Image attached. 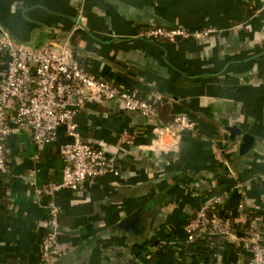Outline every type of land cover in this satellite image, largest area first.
Listing matches in <instances>:
<instances>
[{"label":"crops","instance_id":"0c3cea01","mask_svg":"<svg viewBox=\"0 0 264 264\" xmlns=\"http://www.w3.org/2000/svg\"><path fill=\"white\" fill-rule=\"evenodd\" d=\"M0 26L37 45L76 30L74 48L92 72L157 105L145 123L110 102H89L75 115L81 139L115 154L120 173L57 193L62 254L52 264H245L237 237L247 217L237 214L233 235L212 237L213 254L191 253L184 226L215 194H225L221 211L246 196L247 209L264 220V0H0ZM153 26L189 35L156 38L147 33ZM178 114L191 117L195 129L173 150H145L161 123ZM230 126L255 137L249 153L239 152L241 136ZM73 140L64 127L41 149L29 131L9 136L0 264H45L49 218L29 180H60L61 149ZM139 208V226L123 225Z\"/></svg>","mask_w":264,"mask_h":264},{"label":"built area","instance_id":"2783aa9c","mask_svg":"<svg viewBox=\"0 0 264 264\" xmlns=\"http://www.w3.org/2000/svg\"><path fill=\"white\" fill-rule=\"evenodd\" d=\"M147 33L170 39L189 35L183 29L161 26L150 27ZM74 34L76 30L36 47L4 31L0 33V171L10 172L8 138L12 133L29 131L40 149L56 140L60 127L74 138L61 149L64 167L60 180L50 179L40 184L35 177L29 180L35 198L44 202L49 218L50 230L41 239L40 258L45 264H52L62 254L58 245L62 231L61 208L55 200L57 193L62 189L78 190L89 180L120 173L115 154L81 139L75 115L85 110L89 102L113 100L148 120L157 115L155 100L143 98L135 89L92 72L74 48ZM194 129L195 123L187 114L175 115L172 120L161 123L158 136L144 145V149L157 154L173 150L178 147L181 136ZM227 167L232 173L228 163ZM30 172L35 176L37 170L32 168ZM224 195L215 194L197 209L184 226V241L189 244L206 237L213 240L214 235L231 236L235 233V218L242 214L248 221L237 238L248 255L245 264H264L260 217L247 209L246 196L235 207L221 211ZM135 264L145 262L138 258ZM187 264L202 262L196 259Z\"/></svg>","mask_w":264,"mask_h":264},{"label":"water","instance_id":"95a60500","mask_svg":"<svg viewBox=\"0 0 264 264\" xmlns=\"http://www.w3.org/2000/svg\"><path fill=\"white\" fill-rule=\"evenodd\" d=\"M79 24L81 25L82 22H79ZM3 31L8 33L10 36H12L7 30H5L4 28L0 26V33H2ZM30 44H33V43H30ZM33 45L36 47L41 46L37 44H33ZM111 106L115 109H119L120 104L117 101L113 100L111 101ZM121 112H126L128 115L133 117L134 120L138 123H145L148 121V119L144 117L142 114H140L139 112L128 111L126 109H122ZM228 129L231 132L232 136H236V135L241 136V142L239 146V152L241 154H247L255 147V144H256L255 137L252 134L248 132L243 133L242 130L238 126H230L228 127ZM142 214H143V209L141 208L137 209L135 212L130 214V216L125 219V221H123V225H125V223L126 224L130 223L133 227L134 226L138 227L140 224L139 221H140Z\"/></svg>","mask_w":264,"mask_h":264},{"label":"trees","instance_id":"16d2710c","mask_svg":"<svg viewBox=\"0 0 264 264\" xmlns=\"http://www.w3.org/2000/svg\"><path fill=\"white\" fill-rule=\"evenodd\" d=\"M10 167H11V164H10ZM1 171H0V175H1ZM254 216V214H252ZM257 216V215H255ZM259 222H260V226L262 228V224L264 222L263 218H260L259 219ZM63 228H61V231H62ZM212 243H214V240L212 239H209L208 237H206L205 239L203 240H199V241H196V242H193V243H190L189 246H188V250L193 253L194 255H197V254H213L215 253V246H211ZM197 244H200V248L197 249L196 245Z\"/></svg>","mask_w":264,"mask_h":264}]
</instances>
